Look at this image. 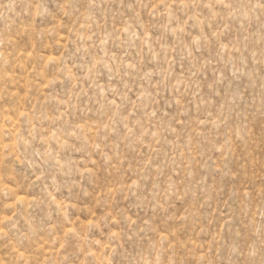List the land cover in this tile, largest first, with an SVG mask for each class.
Listing matches in <instances>:
<instances>
[{"label":"rangeland","instance_id":"374dc122","mask_svg":"<svg viewBox=\"0 0 264 264\" xmlns=\"http://www.w3.org/2000/svg\"><path fill=\"white\" fill-rule=\"evenodd\" d=\"M0 264H264V0H0Z\"/></svg>","mask_w":264,"mask_h":264}]
</instances>
